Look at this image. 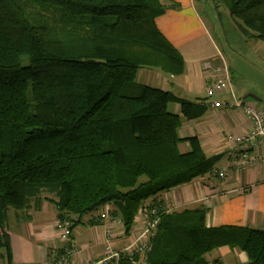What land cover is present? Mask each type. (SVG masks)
<instances>
[{"label": "trees", "instance_id": "16d2710c", "mask_svg": "<svg viewBox=\"0 0 264 264\" xmlns=\"http://www.w3.org/2000/svg\"><path fill=\"white\" fill-rule=\"evenodd\" d=\"M225 2L241 32L264 42V0ZM178 6L172 0H0V251L6 264L13 262L12 211L51 201L58 221L73 230L111 207L108 214L130 234L143 211L163 205L164 193L217 166L219 158L207 155L198 136H180L207 107L136 79L144 69L184 74L182 53L157 26ZM161 216L149 264H223L208 260L222 248L245 252L248 264H264L262 229L212 228L205 207Z\"/></svg>", "mask_w": 264, "mask_h": 264}, {"label": "crops", "instance_id": "0c3cea01", "mask_svg": "<svg viewBox=\"0 0 264 264\" xmlns=\"http://www.w3.org/2000/svg\"><path fill=\"white\" fill-rule=\"evenodd\" d=\"M185 2L187 5L185 11L180 8H169L164 16L157 19V26L178 52L182 53L186 70L181 77L156 72L157 84L152 83L150 86L171 91L181 99L201 102L207 107L204 117L196 122L184 124L180 136L183 139L198 136L207 155L219 158L216 168L222 170L232 166L239 154L249 148L244 145L227 146L223 143V136L228 133L244 134L250 128L239 110L212 106L214 102L226 100V97L220 94L210 99L207 96V85L215 77L214 73L206 68V63L209 62L206 58L210 57L198 56L200 48L196 45L193 49H187L184 45L182 47L181 42H186V38H192L193 35H199L208 41L205 26L196 12L194 1ZM208 44L211 46L209 41ZM209 51H212L211 47ZM219 56V53L215 54L211 60L215 62ZM249 96L251 95H246L243 100L247 104H250L247 100ZM172 110L179 113L178 106H173ZM186 146L184 151L187 149ZM258 151L264 153V145ZM160 200L170 203L174 211L207 208V224L212 228L232 225L264 229V163L241 174L230 175L224 180L209 175L199 177L185 186L164 193ZM50 203L53 204L47 201L40 209L35 210L32 206L29 211L15 212L14 216L10 217L9 222L14 223L7 228L11 236L12 264L53 263L64 255L67 247L81 249L79 255L70 259V264L97 261L105 254L106 230L112 231L111 243L114 247L123 250L133 237L142 231L146 222V217L139 215L131 233L127 234L122 225L112 223L108 218L100 219L101 214L108 213L111 208L104 209L95 215L93 218L95 220L91 223L89 221L93 219L88 217L85 224L76 226L72 230L70 240L63 241L58 231V218L57 222L43 218V214L53 210L49 207ZM16 223L22 230L13 231ZM52 253L55 255L50 259L49 255ZM216 253H219L218 256ZM208 256H213L212 261L208 259L210 262L220 260L223 264H227L228 261H235L236 264L249 263L246 256L244 258L238 251L226 248L216 250Z\"/></svg>", "mask_w": 264, "mask_h": 264}, {"label": "built area", "instance_id": "2783aa9c", "mask_svg": "<svg viewBox=\"0 0 264 264\" xmlns=\"http://www.w3.org/2000/svg\"><path fill=\"white\" fill-rule=\"evenodd\" d=\"M206 68L214 73V79L207 85V96L210 98L220 94L231 97V100L214 102V108L227 107L236 109L243 113L249 130L244 134L228 133L223 136V143L227 146L244 145L249 148L244 149L237 157L235 163L224 169L213 168L209 176H215L224 180L230 175L241 174L249 168H255L264 163V153H260V147L264 145V111L258 110L255 106L240 101L236 97L235 87L233 86L232 77L228 65L221 60V63L214 65L207 62ZM232 101V102H231ZM243 190V189H241ZM173 211L172 205L163 201L160 207L147 209L141 213L146 217L145 225L139 234L131 240L127 248L119 250L111 243L112 231L106 230V250L103 258L97 261H89L82 264H149L153 250V240L157 235V227L161 222L163 213ZM110 219L112 223L122 225V222L112 217L108 213H102L100 219ZM58 231L61 239L69 241L72 236L71 223L67 220L59 221ZM79 247H67L65 253L53 263L40 264H70V259L79 255Z\"/></svg>", "mask_w": 264, "mask_h": 264}, {"label": "rangeland", "instance_id": "374dc122", "mask_svg": "<svg viewBox=\"0 0 264 264\" xmlns=\"http://www.w3.org/2000/svg\"><path fill=\"white\" fill-rule=\"evenodd\" d=\"M172 1L179 3L178 8L180 10L185 11L187 9L186 0ZM193 1L196 12L199 14L203 26H205L207 40L211 46H209L208 41L204 38L199 35H193L194 37L192 38H186V42H181L182 47L184 45L187 49H193L194 45H196L197 48H200L198 56L210 57L206 58L209 59V62H213L214 60L212 61L211 58L213 55L219 53V59H215L216 61L213 63L219 64L221 60L226 62L230 70L237 99L243 101L246 95H251V97L247 98L248 102L258 110L264 111V42L256 38L251 39L241 32L239 25L228 11L225 0ZM210 47L212 51H209ZM156 72L159 71L140 70L136 77L137 82L143 85L157 84ZM223 96L226 97V100H231V97ZM2 144L3 148L8 149L9 138L7 133L2 134ZM49 207L53 210L43 214V218L57 222L58 209L51 203ZM14 214L15 211H12L10 217H13ZM13 224V222H9V225L13 226ZM17 230L22 229L21 226L18 228V224L16 223L13 231L18 232ZM3 253L4 250L0 251V263L6 264L5 260L1 259ZM238 253H241L244 258L245 256L248 258L245 252L238 251ZM217 254L219 253H216V256H218ZM54 255L53 253L50 254V259ZM212 258L213 256H208L210 261H212ZM234 262L228 261L227 264H236Z\"/></svg>", "mask_w": 264, "mask_h": 264}, {"label": "water", "instance_id": "95a60500", "mask_svg": "<svg viewBox=\"0 0 264 264\" xmlns=\"http://www.w3.org/2000/svg\"><path fill=\"white\" fill-rule=\"evenodd\" d=\"M249 97H251V96H249Z\"/></svg>", "mask_w": 264, "mask_h": 264}]
</instances>
